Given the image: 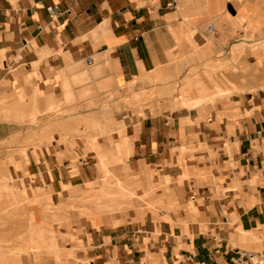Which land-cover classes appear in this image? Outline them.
I'll return each instance as SVG.
<instances>
[{"label":"crops","instance_id":"crops-1","mask_svg":"<svg viewBox=\"0 0 264 264\" xmlns=\"http://www.w3.org/2000/svg\"><path fill=\"white\" fill-rule=\"evenodd\" d=\"M1 141L45 264H241L264 250V0H0Z\"/></svg>","mask_w":264,"mask_h":264},{"label":"rangeland","instance_id":"rangeland-1","mask_svg":"<svg viewBox=\"0 0 264 264\" xmlns=\"http://www.w3.org/2000/svg\"><path fill=\"white\" fill-rule=\"evenodd\" d=\"M46 114V118H47ZM21 151L19 142H0V264H45L46 257H52L51 248L39 245L36 239L30 238L32 231L27 221L24 201L20 196L18 187L7 174V168L11 164L14 156ZM102 180L107 186L109 198H119L117 187L121 186L129 194L123 197L124 202L121 206L109 202L108 213L110 217H115L119 221H125L129 218L123 211L133 209L132 203V185L120 179V176H102ZM121 184V185H119ZM130 190V191H129ZM137 208H142L137 206ZM120 212V213H119ZM42 254L40 255L39 253ZM32 253V255H30ZM49 253L50 255L48 256ZM45 254V255H44ZM52 262V259H49Z\"/></svg>","mask_w":264,"mask_h":264},{"label":"built area","instance_id":"built-area-1","mask_svg":"<svg viewBox=\"0 0 264 264\" xmlns=\"http://www.w3.org/2000/svg\"><path fill=\"white\" fill-rule=\"evenodd\" d=\"M51 7H48V10L51 11ZM208 32H213L214 27L213 24H209L207 26ZM241 264H264V250L258 253L254 252H244L242 255Z\"/></svg>","mask_w":264,"mask_h":264},{"label":"bare ground","instance_id":"bare-ground-1","mask_svg":"<svg viewBox=\"0 0 264 264\" xmlns=\"http://www.w3.org/2000/svg\"><path fill=\"white\" fill-rule=\"evenodd\" d=\"M119 185H121V184H119ZM117 192H118V196H119V198H117L116 200L115 199H113V196L112 197H110L109 198V196H108V199H109V202H113V204H116L118 207L119 206H121V204L123 203V197L125 196V195H127V193L129 194L130 192H128L126 189H124L123 187H121V186H118L117 187ZM108 195H109V193H108Z\"/></svg>","mask_w":264,"mask_h":264}]
</instances>
